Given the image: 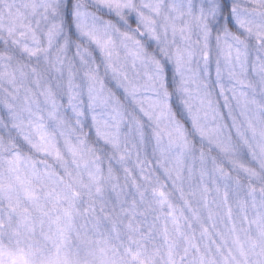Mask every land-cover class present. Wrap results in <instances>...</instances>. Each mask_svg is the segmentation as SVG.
<instances>
[{
    "label": "snow or ice",
    "instance_id": "1",
    "mask_svg": "<svg viewBox=\"0 0 264 264\" xmlns=\"http://www.w3.org/2000/svg\"><path fill=\"white\" fill-rule=\"evenodd\" d=\"M0 264H264V0H0Z\"/></svg>",
    "mask_w": 264,
    "mask_h": 264
}]
</instances>
